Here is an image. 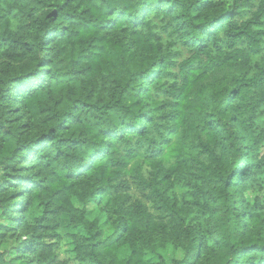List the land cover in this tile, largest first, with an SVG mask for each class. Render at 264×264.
<instances>
[{"label": "trees", "instance_id": "trees-1", "mask_svg": "<svg viewBox=\"0 0 264 264\" xmlns=\"http://www.w3.org/2000/svg\"><path fill=\"white\" fill-rule=\"evenodd\" d=\"M263 140L264 0H0V215L22 264H69L61 219L77 264H264Z\"/></svg>", "mask_w": 264, "mask_h": 264}, {"label": "rangeland", "instance_id": "rangeland-1", "mask_svg": "<svg viewBox=\"0 0 264 264\" xmlns=\"http://www.w3.org/2000/svg\"><path fill=\"white\" fill-rule=\"evenodd\" d=\"M227 3H230L231 0H220ZM258 61V57L254 56L252 57V63L251 65H254ZM261 154H264V140L262 142V145L260 147ZM128 193L130 194L131 201L134 200H140L144 205H146L150 211L151 205L150 203L145 199V193H141L134 185H130V188L128 189ZM170 194L172 196H176L178 199V202L180 205H183L187 208H191V203L193 202L192 198V189L185 187V186H177L174 188ZM0 199H6V194H0ZM13 203H16L18 201H23V198L19 199H12ZM92 206H89L88 209H91ZM101 208H95L93 207L91 210L96 213ZM192 212L191 215H189V219L192 221V224L198 223L197 219L200 222L199 218L196 217V209L195 207L191 208ZM8 216L15 215L14 213H7ZM16 216V215H15ZM14 216V217H15ZM3 224V216L0 215V250L5 253L6 259L11 264H22L25 259H28V261H31L32 258H34V255L32 254H24L22 252V245L21 243L25 240L26 235H24L23 231L19 228H16L15 226H11L10 224H6V228H2ZM108 227L104 229V235H106ZM58 233L60 234L59 243L57 246V253L60 259L67 260L69 264H77V262L73 258V254L71 253V246L70 241L68 238L69 233H71V230L67 226V222L64 219L59 220V229ZM168 259H180L183 257L182 252L180 249H176V251L173 250L172 253L167 254Z\"/></svg>", "mask_w": 264, "mask_h": 264}]
</instances>
